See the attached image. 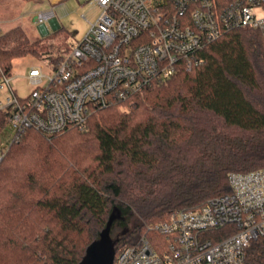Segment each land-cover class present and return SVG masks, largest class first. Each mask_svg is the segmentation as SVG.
Listing matches in <instances>:
<instances>
[{"label":"trees","instance_id":"obj_1","mask_svg":"<svg viewBox=\"0 0 264 264\" xmlns=\"http://www.w3.org/2000/svg\"><path fill=\"white\" fill-rule=\"evenodd\" d=\"M30 1V0H26ZM38 55L19 27L0 33V68ZM56 69L61 57L46 55ZM264 168V40L227 32L190 70L90 110L47 138L24 130L0 163V264H80L112 216L113 262L176 210L229 193L231 173ZM228 235L222 228L214 241ZM243 264H264L255 240Z\"/></svg>","mask_w":264,"mask_h":264},{"label":"built area","instance_id":"obj_2","mask_svg":"<svg viewBox=\"0 0 264 264\" xmlns=\"http://www.w3.org/2000/svg\"><path fill=\"white\" fill-rule=\"evenodd\" d=\"M96 21L51 76L32 68V90L19 97L0 68V163L26 129L47 138L83 126L91 109L126 101L187 70L197 53L227 32L250 28L264 40V0H94ZM52 10L39 12L45 25ZM230 191L196 210H176L123 248L112 264H243L255 240L264 244V168L231 173ZM222 228L228 235L214 241Z\"/></svg>","mask_w":264,"mask_h":264},{"label":"rangeland","instance_id":"obj_3","mask_svg":"<svg viewBox=\"0 0 264 264\" xmlns=\"http://www.w3.org/2000/svg\"><path fill=\"white\" fill-rule=\"evenodd\" d=\"M50 10L54 13V26L35 21L39 12ZM99 14L94 0H0V33L19 27L39 53H29L11 62V86L19 97L27 96L32 90L27 80L29 71L35 68L51 76L53 62L46 55L67 58L71 46L84 38ZM108 235L113 242L115 232L110 229Z\"/></svg>","mask_w":264,"mask_h":264},{"label":"water","instance_id":"obj_4","mask_svg":"<svg viewBox=\"0 0 264 264\" xmlns=\"http://www.w3.org/2000/svg\"><path fill=\"white\" fill-rule=\"evenodd\" d=\"M113 219H115V216L110 218L107 227L101 233L100 238L92 242L86 249L85 256L80 264L113 263V242L108 235Z\"/></svg>","mask_w":264,"mask_h":264},{"label":"crops","instance_id":"obj_5","mask_svg":"<svg viewBox=\"0 0 264 264\" xmlns=\"http://www.w3.org/2000/svg\"><path fill=\"white\" fill-rule=\"evenodd\" d=\"M49 23L52 25V26H54V18H52L50 21H49ZM41 28V27H40ZM43 30V29H42Z\"/></svg>","mask_w":264,"mask_h":264}]
</instances>
